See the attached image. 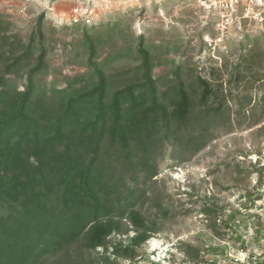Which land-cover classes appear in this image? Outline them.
Returning a JSON list of instances; mask_svg holds the SVG:
<instances>
[{
	"label": "rangeland",
	"instance_id": "374dc122",
	"mask_svg": "<svg viewBox=\"0 0 264 264\" xmlns=\"http://www.w3.org/2000/svg\"><path fill=\"white\" fill-rule=\"evenodd\" d=\"M81 1L93 17L79 28L67 21L77 0H0L10 38L28 44L42 22L45 87H63L66 77L86 71L83 28L95 27L98 61L144 36L163 60L155 78L191 69L210 83V103H222L225 115L214 119L196 106L190 124L159 134L131 165L118 164L119 192L135 191V208L113 218L117 226L104 246L90 249L81 239L41 264H235L243 252L264 257V23L243 20L245 3L235 0ZM135 58L115 63L111 74L132 69ZM185 79L195 85L193 75ZM17 83L23 90L24 80ZM202 134L209 141L196 151L191 138ZM143 232L148 238L132 256L116 253Z\"/></svg>",
	"mask_w": 264,
	"mask_h": 264
},
{
	"label": "trees",
	"instance_id": "16d2710c",
	"mask_svg": "<svg viewBox=\"0 0 264 264\" xmlns=\"http://www.w3.org/2000/svg\"><path fill=\"white\" fill-rule=\"evenodd\" d=\"M8 27L0 18V264H41L81 239L90 249L104 246L117 226L113 218L135 208L136 192H119L118 164L131 165L159 134L190 124L196 106L214 119L225 111L210 103V83L191 69L179 66L172 77L155 78L163 60L144 36L136 47L98 61L102 39L90 34L95 27L83 28L86 71L49 89L41 81L47 71L42 22L28 44L10 38ZM133 53L136 66L112 75V65ZM191 75L195 85L185 79ZM191 139L196 151L209 141L204 134ZM147 238L140 233L116 253L130 257Z\"/></svg>",
	"mask_w": 264,
	"mask_h": 264
},
{
	"label": "built area",
	"instance_id": "2783aa9c",
	"mask_svg": "<svg viewBox=\"0 0 264 264\" xmlns=\"http://www.w3.org/2000/svg\"><path fill=\"white\" fill-rule=\"evenodd\" d=\"M238 3H245L242 11V19L255 22L257 24L264 23V0H235ZM107 3L108 0H101ZM92 9L86 2L77 0V5L71 9L68 17L69 25H83L89 24L92 21ZM235 264H264V257L262 255L251 256L245 252L240 254L239 258H235Z\"/></svg>",
	"mask_w": 264,
	"mask_h": 264
},
{
	"label": "bare ground",
	"instance_id": "6f19581e",
	"mask_svg": "<svg viewBox=\"0 0 264 264\" xmlns=\"http://www.w3.org/2000/svg\"><path fill=\"white\" fill-rule=\"evenodd\" d=\"M157 246H158V244H157V243H154V244H153V247H154V248H156Z\"/></svg>",
	"mask_w": 264,
	"mask_h": 264
}]
</instances>
